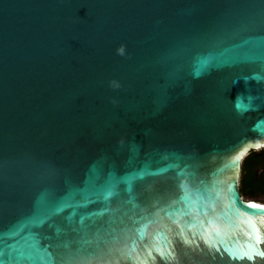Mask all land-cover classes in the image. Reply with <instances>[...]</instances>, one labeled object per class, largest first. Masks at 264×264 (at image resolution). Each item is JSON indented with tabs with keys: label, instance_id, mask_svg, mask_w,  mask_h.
<instances>
[{
	"label": "water",
	"instance_id": "95a60500",
	"mask_svg": "<svg viewBox=\"0 0 264 264\" xmlns=\"http://www.w3.org/2000/svg\"><path fill=\"white\" fill-rule=\"evenodd\" d=\"M263 149L264 0H0L5 259L264 264Z\"/></svg>",
	"mask_w": 264,
	"mask_h": 264
},
{
	"label": "snow or ice",
	"instance_id": "6c2138e0",
	"mask_svg": "<svg viewBox=\"0 0 264 264\" xmlns=\"http://www.w3.org/2000/svg\"><path fill=\"white\" fill-rule=\"evenodd\" d=\"M209 63V60H205L199 65V68L201 70L205 69L209 66ZM233 164L238 165V160L233 161ZM162 171H166V169H162ZM113 195H115V193L112 188H108L102 193L103 200L105 202L109 201ZM183 199H185V201H188L189 197L186 196ZM248 206L252 208L264 207V205L256 204H250ZM66 207H72V205H66ZM62 210L63 209L60 208L56 211L59 212ZM100 215H103V213H100ZM83 220L84 218L82 217L81 223H83ZM42 222L43 221H41V223ZM254 231L256 232V243L259 244L262 241V237L260 236L258 229H254ZM87 242L90 243V241ZM185 243H187V241H185ZM205 243L209 245L210 249L215 247V245L210 244L208 240H205ZM45 252L46 248H42L40 241L36 239L34 235L30 234L29 236L23 239V243L20 245V247L15 248L11 254H8V259H5L6 253L4 249L0 248V264H48V262L45 260V256L42 255V253ZM161 255L163 256V253H161ZM257 255L260 257H264V251H257L254 247L249 246L248 251L241 252L239 254H232V259L253 260Z\"/></svg>",
	"mask_w": 264,
	"mask_h": 264
},
{
	"label": "trees",
	"instance_id": "16d2710c",
	"mask_svg": "<svg viewBox=\"0 0 264 264\" xmlns=\"http://www.w3.org/2000/svg\"><path fill=\"white\" fill-rule=\"evenodd\" d=\"M264 150L253 151L244 160L241 175V193L244 198L257 199L264 193V178H259L258 166L264 161Z\"/></svg>",
	"mask_w": 264,
	"mask_h": 264
},
{
	"label": "flooded vegetation",
	"instance_id": "af4514ba",
	"mask_svg": "<svg viewBox=\"0 0 264 264\" xmlns=\"http://www.w3.org/2000/svg\"><path fill=\"white\" fill-rule=\"evenodd\" d=\"M264 150V149H263ZM262 151V150H261ZM257 152H260V151H257ZM264 157V155H263ZM258 174H259V178H264V161L259 164L258 166ZM246 199H251V198H246ZM262 199H264V193H262L257 199H253V200H256V201H261Z\"/></svg>",
	"mask_w": 264,
	"mask_h": 264
},
{
	"label": "rangeland",
	"instance_id": "374dc122",
	"mask_svg": "<svg viewBox=\"0 0 264 264\" xmlns=\"http://www.w3.org/2000/svg\"><path fill=\"white\" fill-rule=\"evenodd\" d=\"M260 202L264 203V199H262Z\"/></svg>",
	"mask_w": 264,
	"mask_h": 264
}]
</instances>
